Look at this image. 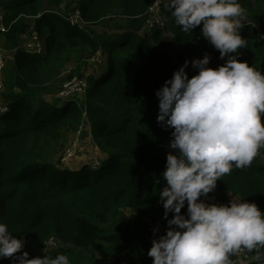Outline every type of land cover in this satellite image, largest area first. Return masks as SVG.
Instances as JSON below:
<instances>
[{
	"label": "trees",
	"instance_id": "16d2710c",
	"mask_svg": "<svg viewBox=\"0 0 264 264\" xmlns=\"http://www.w3.org/2000/svg\"><path fill=\"white\" fill-rule=\"evenodd\" d=\"M151 2L0 0L9 28L0 35L5 47L15 50L1 93L9 110L0 114V223L25 240L22 250L29 258L55 236L64 246L52 257L67 254L71 264H95L98 256L104 264H153L147 255L152 247L147 239L149 220L163 218L166 231L169 228L167 220L174 213L165 218L159 192L167 186L163 178L167 154L178 151L168 146L174 129L158 122L160 101L155 93L186 60L207 54L209 67L218 68L227 58L221 59L220 51L203 37L202 24L190 35L183 33L167 6L168 27L148 38L143 14ZM240 2L252 20L257 15L252 6L264 13V0ZM62 4L80 6L90 27H73L50 11ZM117 11L126 19L117 25L118 31L98 34L91 28ZM33 22L45 39L44 55L22 48V36ZM255 24L240 29L247 46L237 58L264 72V24L261 29ZM167 32L175 34L182 46L175 56L162 44ZM98 52L103 63L90 69ZM69 65L73 68L67 80L88 74L86 116L75 98L58 104L57 96H48L52 82ZM186 72L191 78L199 69L189 63ZM85 118L99 161L69 167L56 156L65 148L70 130L84 127ZM260 151L264 154V149ZM217 191L254 202L264 212V161L254 158L248 167H233L206 196ZM181 212L187 215V207ZM248 252L255 257L248 264H264L257 258L264 247ZM236 254L230 257L233 264H238Z\"/></svg>",
	"mask_w": 264,
	"mask_h": 264
},
{
	"label": "clouds",
	"instance_id": "9594fccd",
	"mask_svg": "<svg viewBox=\"0 0 264 264\" xmlns=\"http://www.w3.org/2000/svg\"><path fill=\"white\" fill-rule=\"evenodd\" d=\"M166 6L185 34L202 24L203 37L227 60L218 68L209 67L207 54L186 60L155 93L160 101L158 122L174 129L170 147L178 151L167 154V186L159 192L165 218L174 215L147 255L153 264H233L230 257L242 249L264 247V212L246 200L233 199L229 206L200 197L212 192L233 167L250 166L264 149V72L237 58L247 46L240 33L246 18L240 0H168ZM189 63L199 69L191 78L186 72ZM186 203L187 215L181 212ZM24 245L25 240L0 223V259L71 264L67 254L53 258L46 248L44 258L29 259L26 251L17 255Z\"/></svg>",
	"mask_w": 264,
	"mask_h": 264
},
{
	"label": "built area",
	"instance_id": "2783aa9c",
	"mask_svg": "<svg viewBox=\"0 0 264 264\" xmlns=\"http://www.w3.org/2000/svg\"><path fill=\"white\" fill-rule=\"evenodd\" d=\"M168 0H159V3H156L155 0H152L150 6L147 11L143 14L145 18V26L144 32L145 35L150 38L153 35V32L157 29L166 30L168 27L169 17L167 13L164 11V7L167 5ZM51 12L56 13L59 17L67 21L71 26L78 27L81 29H87L89 26L88 21L85 20L83 16V9L80 6H73L71 8H67L66 4H62L59 8H55L50 10ZM5 12L0 10V32H7L9 28L5 23ZM142 15V16H143ZM264 37V33L262 34ZM22 48L30 54H46L47 46L45 39L41 36L39 31L35 27V23H31L29 25L28 30L22 36ZM7 48L4 46H0V114H4L9 110V105L6 101H4L1 97V93L4 89V72L7 67ZM92 62L102 64V54L98 52L97 56L91 58ZM164 85V84H163ZM90 88V83L85 77L76 76L68 81H66L61 89L58 92V98L65 101L69 99H74V97H82L86 100V96L88 94V90ZM85 100L79 101L81 107L84 111V116L87 115L86 111V102ZM85 104V105H84ZM84 105V106H83ZM86 119V118H85ZM83 126H80L77 132L82 134ZM81 140L78 139L76 135V139H74L71 145L65 150L62 161H68L76 152L77 147L79 146V142ZM258 159L264 158V154L259 152L257 155ZM99 161V160H98ZM97 161V164H98ZM96 165V164H95ZM94 166V165H93ZM201 199V198H200ZM235 199L234 195L231 193H223L219 198L214 199L213 201H206L207 203H215V204H228L230 206V202ZM187 207V203L185 204ZM155 229H159L158 231H154ZM166 234V225L163 218H156L149 220V230L147 239L152 244L153 239L159 238V236ZM64 244L55 236H50L44 243L43 248L35 254V256L29 258H44L46 256V252L44 249L46 248L48 255L53 256L55 251H57L60 247H63ZM237 263L238 264H248L255 257L251 255L246 249H242L236 254ZM258 259L264 260V253L260 256H257Z\"/></svg>",
	"mask_w": 264,
	"mask_h": 264
},
{
	"label": "rangeland",
	"instance_id": "374dc122",
	"mask_svg": "<svg viewBox=\"0 0 264 264\" xmlns=\"http://www.w3.org/2000/svg\"><path fill=\"white\" fill-rule=\"evenodd\" d=\"M252 8L254 9L253 11H255L254 14H257V15H255L256 19L252 20L249 12L246 11V18L244 20V25L256 23L255 26L258 29H261L262 25L264 24V13L262 11L257 10V8L255 6H252ZM125 23H126L125 17L119 11H117L116 13H113L112 15H109L108 17H106L104 22H102L100 24H95V25L93 24V27H91V28L94 29L98 34L104 32V31L109 32V33H114V32L119 30L117 25L125 24ZM90 25H89V27H90ZM262 33H264V32H262ZM162 44L164 45L165 49L170 54H172L173 56H175V52H177V53L182 52V46L177 41L176 36L173 33L167 32L165 35V40L162 42ZM0 46H5V38L3 35H0ZM14 53H15V50H7V65L8 66L10 64H12V62H13L12 59L14 58ZM187 57H189V56H187ZM92 63H90L89 68L95 67V63L94 62H92ZM103 66H105V65H103ZM72 68L69 65V67H67V70H63L61 72V74L57 77L56 81L52 82V85H50V94L48 95L50 99L56 98V94L59 92L62 85L66 81H68L66 79V77ZM84 77L87 79L88 74L85 73ZM74 98L80 102L82 100L83 101L85 100L84 98L78 97V96H76ZM57 99L59 100V98H57ZM54 102H55V100H54ZM59 103H60V100L58 101V104ZM84 126L86 127V120H85ZM85 133H86L85 128L83 129L82 134L77 132V130H74V129L70 130L69 135L67 136L66 140L64 141L65 142V148H67L69 146V144L71 143V141L74 137L76 138V135L78 136V139H80L81 141L79 142V146L77 147L74 155L68 161L62 162V163H64V165H67L69 167H78L83 162H88L92 165L97 164V161L99 159V155L97 154L98 149L95 147V144H93L94 143L93 140L92 141L87 140V138L85 137L86 136ZM65 148H63L61 150V152L56 156V159H59V158L62 159V154H63V151L65 150ZM261 159H262V161H264V158H261ZM223 193H224V191H217L215 193V195L212 197H207L206 195H203L204 198H202V199L210 202V201H213L214 199L219 198ZM235 199L239 200V197L238 198L235 197ZM23 252H25V251L21 250L20 253H17V255H22ZM13 261H14L13 257L2 258V259H0V264H5V263L13 264ZM113 261L119 263L118 260H113ZM104 263H105V260L101 256H98L97 259L95 258V264H104Z\"/></svg>",
	"mask_w": 264,
	"mask_h": 264
},
{
	"label": "crops",
	"instance_id": "0c3cea01",
	"mask_svg": "<svg viewBox=\"0 0 264 264\" xmlns=\"http://www.w3.org/2000/svg\"><path fill=\"white\" fill-rule=\"evenodd\" d=\"M90 69H92V67H91ZM56 96H57V98H58V93L56 94ZM59 100H60V99H59ZM61 101H62V100H60V103H62ZM85 120H86V127H87V128H86V127L84 126V128L86 129V133H85L86 136H85V137L87 138L88 141H92L93 139H92V136H91L90 127H89V125H88L89 122L87 121V118H86ZM85 120L83 121V124L85 123ZM84 128H83V129H84ZM170 142H171V141L168 142V146H169V147H170ZM93 144H94V143H93ZM81 159H82V158H81ZM215 193H216V192H215ZM215 193H214L212 196H214ZM212 196H211V197H212Z\"/></svg>",
	"mask_w": 264,
	"mask_h": 264
},
{
	"label": "water",
	"instance_id": "95a60500",
	"mask_svg": "<svg viewBox=\"0 0 264 264\" xmlns=\"http://www.w3.org/2000/svg\"><path fill=\"white\" fill-rule=\"evenodd\" d=\"M64 102H62L61 104H63Z\"/></svg>",
	"mask_w": 264,
	"mask_h": 264
}]
</instances>
